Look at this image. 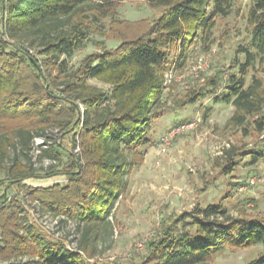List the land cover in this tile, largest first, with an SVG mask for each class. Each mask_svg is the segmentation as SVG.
Segmentation results:
<instances>
[{
	"label": "trees",
	"instance_id": "16d2710c",
	"mask_svg": "<svg viewBox=\"0 0 264 264\" xmlns=\"http://www.w3.org/2000/svg\"><path fill=\"white\" fill-rule=\"evenodd\" d=\"M144 1L163 9L147 31L69 67L68 59L88 38L86 17L106 12L113 0H0V260L28 257L15 264H97L87 259L94 257L98 240L113 235V207L135 165L123 148L130 151L148 143L144 134L152 118L158 117L154 108L162 100V71L167 65L181 66L196 32L208 34L215 18L228 16L235 2ZM251 1L247 21L253 49H240L245 59L227 75L224 92L217 97L234 108L231 120L238 125L264 108L262 82L246 79L257 58L264 56V0ZM172 45L179 55L169 60ZM90 80L110 89L92 86ZM205 93L192 92L183 105ZM255 128L264 132V116L255 120ZM48 130H57L63 139L70 136L72 149L78 147L79 154L72 155L48 137ZM35 138L51 141L37 157L39 163L52 162L45 169L18 156L31 151ZM10 150L15 155L6 164ZM132 155L140 156L136 151ZM244 156L249 164L264 159V143L238 155ZM235 160V152L227 151L226 174L234 170ZM57 175H66L69 185L43 189L24 185L29 179ZM10 188L23 190L49 212L74 220L81 232L78 252L33 225L23 224L25 233L19 234L24 209L16 195L7 193ZM177 221L183 222L181 228L168 226L150 243L141 264H208L215 253L227 248H264V220L232 217L222 205L195 207ZM247 264H264V253Z\"/></svg>",
	"mask_w": 264,
	"mask_h": 264
},
{
	"label": "rangeland",
	"instance_id": "374dc122",
	"mask_svg": "<svg viewBox=\"0 0 264 264\" xmlns=\"http://www.w3.org/2000/svg\"><path fill=\"white\" fill-rule=\"evenodd\" d=\"M251 2L235 0L230 14L216 17L208 34L200 30L196 32L193 42L186 47L181 66L167 65L162 71V100L154 108L158 117L152 118L144 134L148 143L135 150L123 148L127 160L133 159L135 165L125 177V190L113 207V235L98 240L94 257L87 259L88 262L144 263L150 243L160 238L168 226L179 230L183 225L177 221L179 217L192 212L195 207L222 205L232 217L256 216L264 220V159L249 164L248 156L238 157L241 151L247 153L264 143V132L255 128V120L264 116V108L260 115L249 116L238 125L231 120L234 108L217 99L224 92L227 75L236 72L237 63L245 59L240 49H253L252 27L247 21ZM112 4L102 14H88V38L84 46L68 59L69 67L78 66L87 55L114 48L123 38L147 31L163 11L144 0H113ZM169 52V60L179 55L175 45L170 46ZM29 53L33 55V51ZM252 77L262 82L264 92V56L257 58L248 71L247 83ZM89 84L104 91L110 89L96 80H90ZM211 90L215 94L208 92ZM198 91L207 93L196 102L183 105L187 95ZM190 121H196L197 127L177 136L162 152L160 137L178 123ZM47 136L70 149L72 155L79 154L78 147L72 149L70 136L63 139L57 130H48ZM50 142L35 138L31 151L27 155L19 152L18 156L24 160L28 157L34 167L45 169L52 162L43 160L39 163L37 157ZM230 150L235 152L236 166L226 174L223 165L226 152ZM134 151L140 156H133ZM14 155L12 150L8 152L6 164ZM24 185L37 189L67 187L69 180L66 175H57L29 179ZM7 193L12 197L16 195L24 209L19 215V234L25 233L23 224L33 225L50 239L62 242L69 251L78 252L81 232L76 230L74 220L66 218L60 223L59 220L64 221L62 215L49 212L39 200L27 196L23 190L10 188ZM263 253L261 245L227 248L215 253L208 264H247L259 259ZM28 260V257L11 258L0 260V264Z\"/></svg>",
	"mask_w": 264,
	"mask_h": 264
},
{
	"label": "built area",
	"instance_id": "2783aa9c",
	"mask_svg": "<svg viewBox=\"0 0 264 264\" xmlns=\"http://www.w3.org/2000/svg\"><path fill=\"white\" fill-rule=\"evenodd\" d=\"M201 64V63H199ZM202 65L199 66L201 68ZM197 127V122L196 121H190V122H183V123H178L177 125L171 127L168 129L161 137L159 141V147L162 152H165L169 146L171 145L172 141L179 135L188 133L189 131L194 130ZM62 220L65 221L64 216H60ZM61 220H59L60 222ZM55 225H58V222H54Z\"/></svg>",
	"mask_w": 264,
	"mask_h": 264
}]
</instances>
